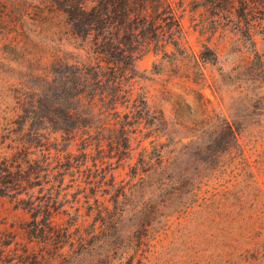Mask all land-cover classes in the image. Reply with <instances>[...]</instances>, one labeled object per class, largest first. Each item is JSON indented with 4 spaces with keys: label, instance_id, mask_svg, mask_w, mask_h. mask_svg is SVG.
Returning <instances> with one entry per match:
<instances>
[{
    "label": "trees",
    "instance_id": "1",
    "mask_svg": "<svg viewBox=\"0 0 264 264\" xmlns=\"http://www.w3.org/2000/svg\"><path fill=\"white\" fill-rule=\"evenodd\" d=\"M184 3L200 32L234 34L241 23L244 38H236L250 57L237 69L264 63L249 31L248 11L264 9V0H63L66 48L52 52L47 69L33 71L31 86H20L0 108V196L27 213L19 241L0 228V264H74L90 254L95 261L132 264L133 239L114 231L130 189L154 174L159 206L174 205L164 215L186 210L197 198L196 185L206 173H193L189 165L166 171L170 155L159 148L163 141L149 148L132 145L140 123L153 133L159 120L165 121L161 110H149L136 60L147 52L167 60L179 54L188 62L181 76L187 80L194 71L202 75L196 70L200 60L217 59L206 43L197 52L180 46ZM219 123L221 137H228L224 148L231 146L229 138L236 144L231 123L224 117ZM132 156L127 161L131 175H143L125 185L114 179L110 158L118 163ZM149 200L135 210L139 227L153 220L144 215L147 209L157 211L158 204ZM60 214L61 221H54ZM83 214L92 219L86 226L77 223Z\"/></svg>",
    "mask_w": 264,
    "mask_h": 264
},
{
    "label": "rangeland",
    "instance_id": "2",
    "mask_svg": "<svg viewBox=\"0 0 264 264\" xmlns=\"http://www.w3.org/2000/svg\"><path fill=\"white\" fill-rule=\"evenodd\" d=\"M183 6L185 41L181 40L180 46L197 52L206 43L217 59L200 60L196 70L199 68L202 75L194 71L187 80L181 76L184 62H188L179 54L167 60L160 53L147 52L136 60L149 110H161L165 121L159 120V128L153 133L146 132L140 123L142 128L135 133L132 145L140 142L149 148L163 141L159 148L170 155L166 171H180L189 165L191 172L206 175L197 183V198L186 210L165 215L174 205L159 206L157 178L154 174L143 176V182L130 189L121 215L115 217L114 231L133 239L130 246L137 253L132 264H264V63L237 69L250 57L243 47L239 48L237 38H244L241 23L234 34L230 30L200 32L197 25H192L195 20L191 19L189 4ZM62 7L63 0H0V108L3 101L10 102L20 86H31L33 71L47 69L52 52L62 53L66 48ZM248 11L253 23L251 37L264 57V9L259 6ZM227 25V29H233ZM220 117L227 119L235 131L237 143L229 138V148H224L228 137H221ZM140 136V141L136 140ZM187 139L188 143H180ZM70 149L75 151L74 146ZM104 149L108 150L106 145ZM133 159L116 163L114 157L110 158L115 180L128 185L129 180L143 175H131L127 161ZM68 178L66 174L63 182ZM146 199L158 204L157 211L151 214L147 209L144 215L153 220L139 227V212L135 210ZM63 202L61 206L66 207ZM62 218L60 214L53 220ZM26 219L25 211L13 208L7 197L0 196V228L15 234L19 241ZM91 221L86 214L77 218L79 225ZM113 262L124 264L114 260L110 264ZM74 264L109 261H95L90 254Z\"/></svg>",
    "mask_w": 264,
    "mask_h": 264
}]
</instances>
